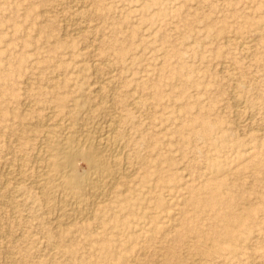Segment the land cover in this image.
Wrapping results in <instances>:
<instances>
[{
    "label": "rangeland",
    "instance_id": "1",
    "mask_svg": "<svg viewBox=\"0 0 264 264\" xmlns=\"http://www.w3.org/2000/svg\"><path fill=\"white\" fill-rule=\"evenodd\" d=\"M116 132L105 195L46 192V135ZM0 264H264V0H0Z\"/></svg>",
    "mask_w": 264,
    "mask_h": 264
},
{
    "label": "bare ground",
    "instance_id": "2",
    "mask_svg": "<svg viewBox=\"0 0 264 264\" xmlns=\"http://www.w3.org/2000/svg\"><path fill=\"white\" fill-rule=\"evenodd\" d=\"M104 64L106 65L107 63H104ZM96 65L97 64H95V66ZM111 103H112V101H111ZM68 113H70V112H68ZM70 114H72V113H70ZM112 126H115V125L113 124L109 127L111 128ZM108 130H109V128H108ZM110 131L114 132V129L111 128ZM65 136H66V134H65ZM119 138H120V134L117 132H116L115 136L110 137L108 135V136H105L103 138H100L97 142V147H99L103 151H100V150L96 151V150H94L95 147H94V149L89 148L88 150L82 148L80 146L81 142H79L80 145L77 147L72 146L71 142L72 141L74 142V140H75V139L73 140L72 138L71 139L66 138V139H68V141L66 140L67 143L66 144L64 143V145L61 143L62 144L61 145L55 140L54 137L49 136V135L47 137V135H46V139L49 143L48 148H49V157H50L49 160L46 159L47 160L46 167L48 169V176H47L46 182H45L46 192H48L50 189H52V183L51 182H53V177L55 176L58 179H60V185L63 188L69 189L76 196L80 195L83 192H85L86 194H88L87 192H89L93 196H97V195L101 196V193H102L101 188L106 187V185H108V184L111 185V184L115 183L114 180L116 179V175L110 171L109 165L115 167V169H116V165H118V162L115 159L116 157L114 158V153H117L119 151V150L118 151L116 150L118 148V139ZM81 139H83V138H81ZM81 139L79 138V140H81ZM85 148H86V146H85ZM106 150L111 152V154L108 157L103 154L104 151H106ZM45 155H46V153H45ZM77 160H81V161H84L86 163L87 172L85 174H80L77 171V169H76ZM115 169H114V171H116ZM117 174H118V172H117ZM122 176H123V174H122ZM56 181H58V180H56ZM109 189H110V187H108V190ZM102 195H105V194L102 193ZM191 203L192 202L189 201L188 204H191ZM92 206H94V205L92 204ZM93 210H91V211H93ZM92 222L93 223H89V222H85L82 220V222H80L78 224L80 227L79 232H77V231L73 232L74 234H76L75 236H77V237L82 236V238L84 239V245L87 246L84 249H85V253L87 255L88 261L91 260V258L96 261V259L98 260L100 257H102V255H105V256L111 255L113 248H115L114 246H118V247L120 246L117 242L119 241V239L121 237H126V238L134 237V234L132 232L127 231V228H129V226H131L133 224L131 222H127L121 218H114V219H111L109 221H105V220H101L100 217L97 216V217L93 218ZM56 226H57V224H56ZM119 226L122 227L121 230H123V231L119 230V228H118ZM153 228H155V227H153ZM89 229H91L92 231H89ZM154 231H155V229L150 230L149 232H150V234H153ZM88 237H90V239ZM92 238H94V240H95L94 243L91 240Z\"/></svg>",
    "mask_w": 264,
    "mask_h": 264
}]
</instances>
